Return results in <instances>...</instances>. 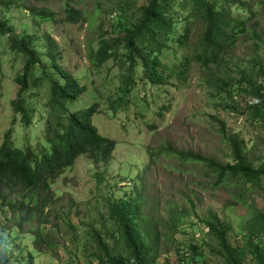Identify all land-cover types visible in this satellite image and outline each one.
Listing matches in <instances>:
<instances>
[{"label": "rangeland", "instance_id": "1", "mask_svg": "<svg viewBox=\"0 0 264 264\" xmlns=\"http://www.w3.org/2000/svg\"><path fill=\"white\" fill-rule=\"evenodd\" d=\"M124 1L77 0L75 7L86 10L90 16L79 24L66 21L62 14L64 2L57 0L27 2V8L53 10L57 14L55 22L37 25L27 15V8L13 9L8 14L7 25L12 32L0 36V147L9 131H12L16 149L48 147L47 103L51 97L48 86L31 87L25 95L29 106L35 109L29 126L21 122L12 108L19 90L16 78L23 73L26 59L11 47L9 39L14 36L20 40L25 34H33L37 54L44 60L50 75L63 82L50 67L46 51L42 49L48 36L59 45L62 67L87 87L76 102L65 105L66 111H83L97 103L100 113L93 116V122L101 135L116 141V148L109 164H95L87 155H82L53 183L56 201L48 223L41 225L48 234L41 252L33 244L34 235L28 233L38 227L37 223L21 230L14 227L17 217L10 223L12 214L0 213V261L3 264H97L101 255L88 226L96 232H105L112 254H125V250L114 247L116 242L109 237V229H116L109 219L108 208L112 202L121 199L138 200L143 215L156 221L165 236L169 233L168 243L160 245L157 264H176L175 246L184 249L192 242L202 248L201 264H223L218 248L203 224L209 211L218 213L232 224L230 240L233 245L241 244L243 228L254 211L234 207L231 191L214 190L211 172L206 167L181 163L175 157H161L152 164L148 152L170 145L176 151H188L228 163L231 155L223 144L225 132L243 140L249 159L260 166L264 164V128L237 117L232 110L227 111L225 105L231 101L208 88L196 65L186 81L173 78L165 87H154L138 80L131 93L121 101L124 55L118 61L111 60L95 67L90 61L89 50L96 51L103 38L109 40L119 36L120 25H130L133 17L117 15L118 4ZM146 3L147 0H133L132 9ZM262 26L264 30V17ZM182 55L179 51L178 57ZM254 56L264 63V45H254L250 40L240 42L231 54L234 62L242 64ZM174 60L172 55L168 56V61ZM138 73L142 75L140 71ZM255 100L252 97L242 99L240 103L245 106ZM254 198V206L264 208V194L256 193ZM251 200L254 202L253 198ZM170 205L182 210L174 229L169 228Z\"/></svg>", "mask_w": 264, "mask_h": 264}, {"label": "trees", "instance_id": "2", "mask_svg": "<svg viewBox=\"0 0 264 264\" xmlns=\"http://www.w3.org/2000/svg\"><path fill=\"white\" fill-rule=\"evenodd\" d=\"M36 1L46 3L49 0ZM57 1L64 2L62 14L68 23L79 24L90 18L86 10L75 7L77 0ZM27 2L0 0V36L12 32L7 25L8 14L13 9L27 8ZM132 3L133 0L120 2L117 11V15L123 16L121 18L133 17L130 25H120L119 36L109 40L103 38L96 51L89 50L90 61L95 67L111 60L118 61L124 55L121 101L131 93L138 80L154 87H165L173 78L186 81L196 65L208 88L231 101L225 105L227 111L232 110L237 117L264 128V63L256 56L244 64L234 62L231 57L243 40L264 45V0H147L146 4L134 9ZM27 11L37 25L55 22L57 18L50 8L30 7ZM9 41L11 47L26 59L23 73L16 78L19 90L12 101L14 114L20 116L25 126L31 124L35 109L25 99L31 87L48 86L51 97L47 103L48 147L40 145L19 150L14 147L12 131L5 135L0 147V213H11L10 223L17 217L14 227L21 230L37 223L38 227L28 233L34 235L33 244L41 252L48 235L41 225L48 223L56 201L53 183L82 155H87L95 164H109L116 141L101 135L94 124L93 116L100 113L97 103L83 111H66L65 105L76 102L87 87L62 67V54L55 40L48 36L42 49L46 51L50 67L63 82L48 73L47 65L35 49V35L25 34L20 40L13 36ZM179 51L183 52L182 57H178ZM169 55L175 59L173 62L168 61ZM252 97L257 100L245 106L240 103L242 99ZM222 138L231 155L228 163L188 151H176L170 145L157 151L150 149L148 155L152 164L161 157H175L181 163L206 167L211 172L214 190L231 191L234 207L254 211L243 228L241 244L233 245L230 240L232 224L218 213L209 211L203 224L215 242L223 264H264V208L254 206L255 194H264V164L256 166L249 159L240 138L225 132ZM137 201L121 199L112 202L108 208L109 219L116 229H109V237L116 242L114 247L125 250V254H112L105 232H96L88 226L101 255L97 264L158 263L160 245L168 243L169 233L165 236L156 221L153 222L149 215L144 216L142 205ZM181 211L172 205L168 207L170 229L178 226ZM175 249L176 264H201L199 244L192 242L184 249L177 246ZM0 264L3 263L0 261Z\"/></svg>", "mask_w": 264, "mask_h": 264}]
</instances>
